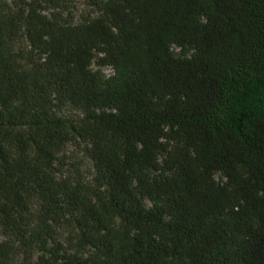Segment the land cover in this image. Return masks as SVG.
<instances>
[{"label": "trees", "instance_id": "1", "mask_svg": "<svg viewBox=\"0 0 264 264\" xmlns=\"http://www.w3.org/2000/svg\"><path fill=\"white\" fill-rule=\"evenodd\" d=\"M87 5L0 0V264H264V0Z\"/></svg>", "mask_w": 264, "mask_h": 264}, {"label": "rangeland", "instance_id": "2", "mask_svg": "<svg viewBox=\"0 0 264 264\" xmlns=\"http://www.w3.org/2000/svg\"><path fill=\"white\" fill-rule=\"evenodd\" d=\"M68 1L70 7L74 9V14L77 18H80V15L85 10L87 13L89 10V7L87 5V0H66ZM107 73L111 72V69L107 67L106 69ZM66 159L68 162L73 163L71 166H78L80 167V171L85 175L86 178H90L93 173V169L91 168V163L88 159L82 157V150L77 149V147L74 146H68L66 151ZM75 161H77V164H75ZM70 166V165H68Z\"/></svg>", "mask_w": 264, "mask_h": 264}]
</instances>
